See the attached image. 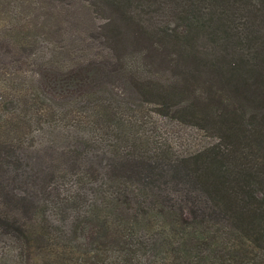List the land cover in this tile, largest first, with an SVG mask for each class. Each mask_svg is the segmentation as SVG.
Listing matches in <instances>:
<instances>
[{"label":"trees","instance_id":"16d2710c","mask_svg":"<svg viewBox=\"0 0 264 264\" xmlns=\"http://www.w3.org/2000/svg\"><path fill=\"white\" fill-rule=\"evenodd\" d=\"M0 264H264V0H0Z\"/></svg>","mask_w":264,"mask_h":264},{"label":"rangeland","instance_id":"374dc122","mask_svg":"<svg viewBox=\"0 0 264 264\" xmlns=\"http://www.w3.org/2000/svg\"><path fill=\"white\" fill-rule=\"evenodd\" d=\"M54 165L55 162L52 160L51 154H48L46 151H42L39 154V160L31 162V172H36L41 178H44L49 172H51Z\"/></svg>","mask_w":264,"mask_h":264}]
</instances>
